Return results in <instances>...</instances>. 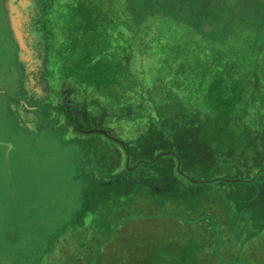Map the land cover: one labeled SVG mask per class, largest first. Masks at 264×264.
<instances>
[{
	"label": "rangeland",
	"instance_id": "374dc122",
	"mask_svg": "<svg viewBox=\"0 0 264 264\" xmlns=\"http://www.w3.org/2000/svg\"><path fill=\"white\" fill-rule=\"evenodd\" d=\"M263 4L0 0V264H264V236L236 241L219 197L208 204L206 193L171 198L101 182L127 163L109 161L117 146L108 137L126 141L133 158L149 144L138 138L148 128L134 129L139 116L114 120L126 111L127 89L143 81L132 70L144 63L156 77L165 59L182 52L178 46L195 56L200 45L179 38L190 20L217 44L229 47L234 35L243 42L263 19ZM135 33L139 43L125 46ZM100 124L106 136L89 131ZM256 142L264 166V141Z\"/></svg>",
	"mask_w": 264,
	"mask_h": 264
},
{
	"label": "trees",
	"instance_id": "16d2710c",
	"mask_svg": "<svg viewBox=\"0 0 264 264\" xmlns=\"http://www.w3.org/2000/svg\"><path fill=\"white\" fill-rule=\"evenodd\" d=\"M259 12L264 15V4L259 6ZM189 22L192 27L187 28L188 36L182 34L179 38L187 37L200 45L197 52H192L195 56L178 46L182 52L165 59L159 72L154 70L156 77H149L152 72L142 68L144 63H140V69L132 70L143 81L134 87L137 91L127 89L123 95L126 111H115L114 120L139 116L134 129L144 124L148 129L138 138L149 144L143 145L138 157L133 158L126 141L107 136L117 146L109 161L121 163L124 156L127 163L117 174H105L101 182L106 186L114 183L116 191L124 192L140 185L153 195L171 198L189 195L192 199L206 193L208 204L219 197L226 212L228 209L223 223L229 225L235 240L256 241L264 236V166L259 163L260 154L254 145L255 140L264 141V17L247 28L243 42L237 41L235 35L231 37L229 47L209 40L194 29V21ZM136 26L138 30L142 27L139 23ZM149 34L154 39L150 30ZM139 38L135 33L124 45L138 44ZM150 78L157 81L148 85ZM242 99L245 101L239 103ZM68 119L75 125L71 117ZM98 126L104 129V125ZM102 133L106 134H98ZM211 143L220 146L212 147ZM197 152L202 153L199 158ZM228 163L230 168L224 172ZM194 164L196 169L189 168ZM132 166L136 168L129 169ZM110 244L115 242H108L109 248ZM105 256L102 248L99 259Z\"/></svg>",
	"mask_w": 264,
	"mask_h": 264
},
{
	"label": "crops",
	"instance_id": "0c3cea01",
	"mask_svg": "<svg viewBox=\"0 0 264 264\" xmlns=\"http://www.w3.org/2000/svg\"><path fill=\"white\" fill-rule=\"evenodd\" d=\"M78 129H79V130H83L82 127L78 128ZM95 130L98 131V132H103V131H104L103 129H101V128H99V127H98L97 129L93 128V130H90V129H89V131H91V132H92V131H95ZM86 131H88V130H86ZM133 168H134V167H129V169H133ZM135 168H136V167H135ZM135 168H134V169H135ZM112 185H115V184L112 183ZM109 186H111V185H109Z\"/></svg>",
	"mask_w": 264,
	"mask_h": 264
},
{
	"label": "water",
	"instance_id": "95a60500",
	"mask_svg": "<svg viewBox=\"0 0 264 264\" xmlns=\"http://www.w3.org/2000/svg\"><path fill=\"white\" fill-rule=\"evenodd\" d=\"M11 26V25H10ZM11 28H12V26H11ZM13 30L16 32L17 30L16 29H14V27H13ZM17 36V35H16ZM18 38V37H17ZM18 40L20 41V39L18 38ZM21 42V41H20ZM104 132V131H103Z\"/></svg>",
	"mask_w": 264,
	"mask_h": 264
}]
</instances>
